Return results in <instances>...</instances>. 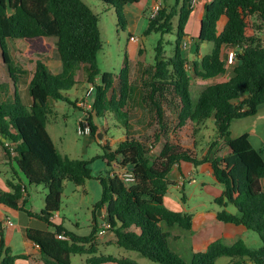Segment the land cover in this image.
I'll use <instances>...</instances> for the list:
<instances>
[{"label": "trees", "instance_id": "obj_1", "mask_svg": "<svg viewBox=\"0 0 264 264\" xmlns=\"http://www.w3.org/2000/svg\"><path fill=\"white\" fill-rule=\"evenodd\" d=\"M99 1L114 7L119 24L125 28L126 8L142 0ZM193 11L192 0H163L144 32V36L161 35L154 64L145 70L142 84V100L153 111L158 127L155 140H165L154 159L144 141L129 134L130 117L125 108L135 89L127 58L119 76V97L109 95L115 92L116 77L111 73L101 74L98 56L103 41L99 16L92 7L85 0H0V49L13 87V99L8 101L10 96L7 99L3 96L10 87L8 83L0 84V145L16 163L17 174L23 176L8 182L11 192L0 191V204L55 227L51 232L27 230V238L40 248L45 264H72L76 255H87V264H140L128 257L99 256L95 230L89 237H79L53 223L62 205L64 183L68 181L80 187L93 178L89 162L62 155L47 130L51 120L57 121L52 102H69L68 92L80 84L77 77L81 71L86 83L95 89L89 117H85L91 135L98 132L94 117H105L108 112L126 129L125 140L116 148L104 146V158L111 171L129 169L134 181L128 185L110 172L102 180L103 197L96 206L97 210L106 212L105 220L116 237L114 244L154 264H188L170 248L169 234L162 227L164 223L186 230L193 226L192 215L172 211L165 205V197L173 185L169 175L182 162L195 168L209 163L217 183L224 187L223 194L215 200L222 208L217 214L218 221L246 227L259 236L262 246L251 249L243 240L233 245L218 240L207 251L195 253L191 264H216L223 257H228L230 264H264V159L252 145L249 134L233 138L230 131L233 120L254 116L264 105V0L206 3L199 36L194 41L197 60L192 63L191 72L186 56L190 40L186 27ZM222 17L227 19V24L219 33ZM175 20L177 39L172 44V56H168L163 37L174 33ZM48 38L56 39L62 68L54 74L42 60L35 63L28 87L31 103L27 107L18 88V75L23 72L15 64L12 48L39 51L35 41ZM205 42L212 43L214 48L210 54L201 55V44ZM138 52L142 55L144 50ZM231 52L235 62L233 76L207 86L193 102L190 94L193 77L207 81L226 75ZM14 64L16 68L12 71ZM73 104L76 107L77 103ZM166 105L176 115L175 129L167 120ZM208 120L213 121L216 132L210 145L212 160L209 156L200 159L185 149L176 141L177 132L173 131L192 124L196 136L198 127ZM27 185H44L48 190L40 213L24 208ZM229 206L235 207L237 213L227 211ZM63 234L69 240L58 239ZM18 259L28 256L13 255L1 237L0 264H15Z\"/></svg>", "mask_w": 264, "mask_h": 264}, {"label": "rangeland", "instance_id": "obj_2", "mask_svg": "<svg viewBox=\"0 0 264 264\" xmlns=\"http://www.w3.org/2000/svg\"><path fill=\"white\" fill-rule=\"evenodd\" d=\"M85 2L92 7L95 13L99 16V26L101 31V37L103 41V49L99 53L98 63L101 74L111 73L116 77L114 85L115 92L111 91L110 96L113 94L119 97V76L125 66L126 58L128 59L130 67V80L132 86L135 89L134 94L128 101V105L125 111L128 112L130 119V131L129 134L137 139L144 141L149 149V155L152 158H156L164 145L165 140L160 142L155 140L154 134L158 132V127L155 122V117L150 106L145 104L142 100L143 91V76L147 68L154 64L155 60V48L158 41L161 39L160 34H152L150 36H144V32L148 27L149 18L157 12V8L162 5L163 0H159L156 3V8L153 11L147 13L146 18L139 24V26L132 31L129 25L123 28L119 24L118 17L115 9L99 0H85ZM171 5L174 2H169ZM197 11L195 13L196 18ZM152 15V16H151ZM198 22L190 21L186 27V32L190 37L197 40L200 32L201 21L204 17V10L201 7L199 9ZM203 16V17H202ZM202 17V18H201ZM175 30L172 35H166L163 37L166 53L168 56L173 54V45L177 39L176 25L177 20L174 21ZM133 35V36H131ZM134 37L135 40L132 41ZM195 40L188 41V49L186 50V56L189 60L190 71L192 72V61L196 56ZM35 46L39 47V51L32 48H12V54L14 57L17 68L23 73L19 76L18 88L20 95L22 96L27 107L30 106L29 95V82L33 77L35 69V63L38 60H42L52 73H58L61 71L62 65L57 54L56 39L48 38L42 41H35ZM214 45L209 42L201 44V55L210 54L213 51ZM139 49H143L144 53L139 55ZM40 52V53H39ZM15 64L12 66V71H15ZM235 62L228 65V75L223 77L218 82H223L234 73ZM193 74V73H192ZM190 94L193 102H196L201 91L207 86L216 83L211 80H199L193 77ZM77 80L81 81L75 88L68 92L67 98L69 102H55L53 101L51 106L57 112V121L51 120L47 124V130L54 141V144L58 151L73 160H84L89 162V167L92 171L93 178L88 180L84 186H77L72 182L66 181L64 183V193L62 197V205L60 211L57 213V220H54L56 226L64 227L71 234L79 237H89L94 233V214L96 206L102 200L103 197V183L102 180L109 177L111 168L106 163L104 155L106 150L104 146L110 148H116L117 144L126 135V129L121 121L115 117L113 113L108 112L105 117H94V123L98 127L97 135H80L78 133L79 126L85 117H89V112L93 105V98H86V93L90 87L89 84L84 81V73L81 71L78 74ZM100 80V79H99ZM8 83L10 91L3 96V99H7L8 96H12L13 87L12 81L9 79V73L3 63L2 52L0 49V84ZM8 101L13 99V96ZM74 102L77 103L74 107ZM166 108V116L169 122L173 124L172 129L176 128V115L168 105ZM264 112V106H262ZM263 118V117H262ZM246 122H249L246 119ZM87 123L81 124L86 127ZM199 133L196 137L198 143L201 144L203 140L207 138L214 139L215 129L212 120H208L203 125L199 126ZM178 132L177 130H173ZM234 134L236 132V126L233 128ZM101 136V138H99ZM127 136V135H126ZM111 175V174H110ZM195 180L196 184L190 185L187 183L185 191L188 196V202H186L185 209L190 211L196 216L195 222L197 226L202 221L203 212L212 213L218 209V206L213 202V198L205 194L201 189L202 182H209L211 177L206 174L195 173L194 176L187 178V182ZM173 193H177L178 197H182V191L176 188H171ZM32 196L35 198L34 206L38 211L43 208L44 196L48 193L47 188L44 185L31 186ZM205 203L206 207L202 204ZM231 211H236L235 207L230 206ZM99 212V211H98ZM98 221H103L98 217ZM51 230H55V227H50ZM251 234L259 239V236L251 231ZM67 237V236H66ZM251 249H258L253 244ZM260 248V247H259ZM103 254H111L117 257H129L138 261L141 264H154L153 262L141 257L134 252H128L124 249L121 251L118 248L113 247L107 252L103 251ZM126 254V255H125ZM85 256H73L72 264H84ZM229 260L228 257H223L217 261L216 264H225Z\"/></svg>", "mask_w": 264, "mask_h": 264}, {"label": "crops", "instance_id": "obj_3", "mask_svg": "<svg viewBox=\"0 0 264 264\" xmlns=\"http://www.w3.org/2000/svg\"><path fill=\"white\" fill-rule=\"evenodd\" d=\"M210 1L211 0H201L200 2H198V4L194 7V11L191 15L190 21L194 19L193 21L195 23L198 22L199 9L202 7L204 10V5L206 3H209ZM158 2L159 0H142L140 3L135 5H129L126 8L125 16L128 25L131 27L132 31H134L133 28L136 29L139 24L143 21V19L146 18L145 16H147L148 12L153 11L156 8V3ZM196 11L197 14L195 18ZM226 24L227 19L225 17H222L218 24L219 33L223 31ZM193 40L195 39H193V37H190L189 41L192 42ZM188 47L189 46L187 45L186 50L188 49ZM195 60H197L196 56L193 60H191L192 63ZM227 75L228 71L226 75L211 80L217 83V80H220ZM231 77H229L225 81L229 80ZM79 82L81 83V81ZM83 82L86 83V80L84 79ZM262 106L259 107L258 112L254 116L233 120L230 126V131L233 138H239L244 134H249V139L252 145L257 151L262 153V157L264 159V112L262 111ZM246 119H248L249 122H246ZM234 125L236 126L237 134H234L233 132ZM193 132L194 125L188 124L184 128L179 129L178 132L174 135V138L185 149L193 151V153L200 159H205L207 156H209V159L212 160L214 156L213 154H209L210 145L214 142L216 138V132L214 139L207 138L203 140L201 144L197 143L198 139L193 134ZM125 138L126 137L124 135L121 141H124ZM195 173L206 174L208 177H211V180L209 182H202L201 189L205 194L213 198L214 203L216 198L220 197L223 194L224 187L223 185L217 183L209 163H204L198 168H195V166L191 163L182 162L181 164L176 165L173 168L171 174L169 175V179L173 182V185L170 186L168 194L165 197V205L168 209L172 211L183 212L192 215L193 226L191 230H186L180 227L179 225H174L170 227L166 223H164L162 227L163 230L169 234L168 241L170 248L182 259H184L188 264H191L195 253L207 251L208 247L213 242L218 240L222 241L226 245H233L239 240H243L248 247H251L252 244L257 248L261 247V240H258V238L253 236V234H251V231L248 230L246 227L237 226L233 224H225L218 221L217 214L222 210V208L219 207L216 203L215 204L218 206V209L208 214L206 212H203L202 221L200 225L197 226L195 222L196 216L190 211H186L184 205L186 204V202H188V196L185 191L187 183H189L190 185L197 183L195 182V180H193L192 182H187V178L194 176ZM17 178L23 179V176L21 173L17 174L16 163L12 159H10V157L6 154L4 148L0 145V191L11 192V188L9 187L8 182H15ZM262 186L264 189V180L262 181ZM172 187L182 191V197L179 198L177 193H173L171 190ZM24 197V208L26 210L31 211L33 213H40L43 210L44 207L41 208L40 211H38V209H36V207L34 206L35 198L32 196L31 186L27 185V187L24 188ZM45 197L46 195L43 197L44 205ZM202 205L206 207L205 203H203ZM229 209L230 206L227 208V211L232 214L237 213V210L231 211ZM98 217L101 218L103 221L99 222ZM105 217L106 212L104 210L95 211L93 222L94 230L96 231L95 239L97 254L99 256H113L116 258H124V256L117 257L111 254H103V251L107 252L113 247L118 248L119 251H121L122 249L114 244L116 237L113 232L108 231L103 236L99 235V231L105 220ZM56 218L57 214L54 216L53 222ZM0 224V240L1 237L4 239L7 247L11 249L12 254L16 256H28V259H18L15 264H45L40 248L33 242L29 241V239L27 238V230L31 228L40 231H53L47 224L36 218L29 217V215L24 211L14 210L1 204ZM84 256L86 257L84 260V264H87V259L89 257L87 255ZM230 263V259L225 262V264Z\"/></svg>", "mask_w": 264, "mask_h": 264}, {"label": "built area", "instance_id": "obj_4", "mask_svg": "<svg viewBox=\"0 0 264 264\" xmlns=\"http://www.w3.org/2000/svg\"><path fill=\"white\" fill-rule=\"evenodd\" d=\"M200 1L201 0H192V6L195 7L198 4V2H200ZM158 9L159 8H157V10ZM132 40H135V39L132 38ZM233 57H234V53L231 52L230 55H229V62L230 63L233 62ZM94 91H95L94 87L90 86L88 91H87V93H86V98L87 99H91L93 97ZM82 122L84 123V122H86V120L84 119V121H82ZM83 123H81V124H83ZM81 124L79 126L78 133L80 135H90L91 134V130H90V127H89L88 123L86 124L87 125L86 127H83ZM7 146H8V144H7ZM111 173H112L111 176H114V175L118 176L119 178H121L128 185L132 184L133 181H134L132 173L127 168L116 169V170H113ZM108 231H110V224L106 220H104V222H103V224L101 226V229L99 231V235L103 236ZM57 237L60 240H69V238H67L65 235H58Z\"/></svg>", "mask_w": 264, "mask_h": 264}, {"label": "water", "instance_id": "obj_5", "mask_svg": "<svg viewBox=\"0 0 264 264\" xmlns=\"http://www.w3.org/2000/svg\"><path fill=\"white\" fill-rule=\"evenodd\" d=\"M99 138H101V136H99Z\"/></svg>", "mask_w": 264, "mask_h": 264}]
</instances>
